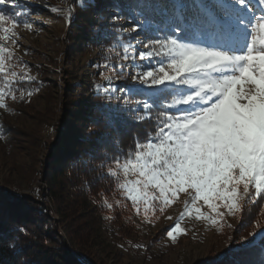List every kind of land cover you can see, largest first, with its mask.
I'll return each instance as SVG.
<instances>
[{
    "label": "rangeland",
    "instance_id": "obj_1",
    "mask_svg": "<svg viewBox=\"0 0 264 264\" xmlns=\"http://www.w3.org/2000/svg\"><path fill=\"white\" fill-rule=\"evenodd\" d=\"M94 2L95 7L91 6L93 0H83L80 6H76L74 0H15L0 6L6 13L15 15L20 21L27 20L31 25L26 28L19 23L15 29V43L11 40L6 43L13 55L12 64L23 61L27 64L25 71L34 78L16 85L13 88L16 99L9 95L5 100L7 107L0 108V192L15 200L31 199L41 204L37 215L45 246L65 245L83 264H204L228 255L234 248L250 244L264 232L256 227L259 222L264 228L261 205L245 200L241 211L235 215L220 208L224 215L218 217L204 201H198L201 213L213 216L218 223L200 219L192 210L181 220L185 231L173 240L167 231L185 211V203L190 206L191 196L179 193L163 212L159 210L160 202L153 201L156 208L147 215L141 204L138 213L127 190L120 187L126 180L136 177L130 174L126 178L115 159L109 166L111 172L117 173L116 192L104 197L97 209L89 204L95 213L97 211V236L82 247L71 240L65 221L51 198L52 188L48 181L55 174L52 167L55 159L50 158V153L60 144L67 146L69 136L84 139L92 135L93 122L87 118L92 107L101 106L103 111L120 116L126 114L134 117V121H141L138 116L144 113L137 105L149 101L136 100L135 93L146 91L158 95L160 89L149 88L138 80L144 70L141 65L147 64L138 53L148 49L137 40L150 43L151 39L168 34L171 28L167 25L171 18H166L167 23L154 20L139 8L140 1L132 4L115 0ZM152 2L163 16L167 10L160 5L172 3L171 0ZM176 2L180 4L179 0ZM53 8L57 11L53 12ZM70 8L74 15L69 20L66 13ZM113 10L121 11L126 19L113 26L97 18V13L103 12L104 17H109ZM144 17H147V27L137 36L132 32L133 21ZM203 39L204 34L198 31L188 40ZM126 51L129 55L135 51V64L125 59ZM120 65L126 67L121 70ZM16 70L19 72L20 68ZM147 70L154 69L148 65ZM5 86L0 79V87ZM187 87L181 86L179 92ZM113 88L115 92L110 91ZM169 97L161 105L175 98ZM118 158L123 163L125 156ZM108 204L112 207L108 208ZM252 233L259 234L253 238Z\"/></svg>",
    "mask_w": 264,
    "mask_h": 264
},
{
    "label": "snow or ice",
    "instance_id": "obj_2",
    "mask_svg": "<svg viewBox=\"0 0 264 264\" xmlns=\"http://www.w3.org/2000/svg\"><path fill=\"white\" fill-rule=\"evenodd\" d=\"M14 2L0 0V6ZM74 2L80 6L83 0ZM171 2L176 20L170 32L150 43L137 40L148 49L138 53L147 62L141 65L144 70L138 80L160 89L159 99L175 98L159 105L163 110L155 118V132L148 133L144 141L137 140L123 163L119 158L115 163L126 178L130 174L136 177L120 187L127 190L138 213L141 204L147 215L156 208L153 201L160 202L163 212L179 193L191 196L190 206L185 203V211L167 231L175 240L185 231L181 220L192 210L200 219L218 223L213 216L201 213L198 201H204L218 217L224 215L220 208L235 215L245 200L264 208V0H193L197 11L191 15L183 4ZM91 6H96L94 0ZM73 15L70 8L66 16L70 20ZM97 18L113 26L126 19L119 10H113L109 17L97 13ZM19 23L31 27L27 20L20 21L0 8V79L6 85L0 87V108L7 107L9 95L16 99V85L34 79L25 71L26 63L12 64L13 55L6 43H15ZM133 24L132 32L138 36L147 27V17L135 19ZM192 27L201 30L203 40L189 42L186 30ZM125 59L135 64V51L131 55L126 51ZM148 65L154 70H147ZM119 67L123 70L126 66ZM181 86L188 87L179 92ZM157 105V100L139 103L137 107L144 114L138 119L151 118ZM105 116L112 125L120 126L119 113ZM256 227L264 231L259 222ZM258 234L252 233V237Z\"/></svg>",
    "mask_w": 264,
    "mask_h": 264
},
{
    "label": "trees",
    "instance_id": "obj_3",
    "mask_svg": "<svg viewBox=\"0 0 264 264\" xmlns=\"http://www.w3.org/2000/svg\"><path fill=\"white\" fill-rule=\"evenodd\" d=\"M115 1H129L131 4L140 1L142 5L139 8L154 20L160 19L167 23L166 18H171L167 24L170 26L176 20L173 3L160 5L167 10L163 16L153 0ZM179 2L189 9L190 15L196 13L193 0ZM198 31L201 32L198 27L187 29L188 39ZM135 94L138 96L136 100L147 99L150 104L153 100L158 101V105L152 109V118L134 121V117L121 115L117 128L105 116L113 112L103 111L101 106L92 107L87 113V118L93 122L92 135L84 139L69 136L66 138L69 143L67 146L60 144L50 153V158L55 159L52 164L55 174L48 181L52 188L51 198L57 213L65 221L71 240L79 247L89 245L97 236V211L95 213L89 204L96 207L104 197L111 196L117 190V180L111 175L109 164L134 150L137 140L144 141L148 133L155 132L154 117L163 110L159 105L167 102L146 91ZM40 209L41 204L31 199L15 200L0 192V264H83L65 245L45 246L44 233L39 232L41 220L37 213H40ZM204 264H264V232L250 244L234 248L228 255Z\"/></svg>",
    "mask_w": 264,
    "mask_h": 264
}]
</instances>
